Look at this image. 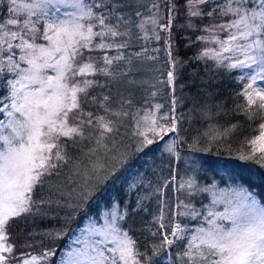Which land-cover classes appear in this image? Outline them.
<instances>
[{
    "label": "trees",
    "instance_id": "16d2710c",
    "mask_svg": "<svg viewBox=\"0 0 264 264\" xmlns=\"http://www.w3.org/2000/svg\"><path fill=\"white\" fill-rule=\"evenodd\" d=\"M93 2L94 0H86L88 4ZM105 3L111 4L112 0H105ZM149 3L148 0H120L116 7L120 8L123 17L126 18L125 24L131 26L129 29L126 28L123 37L111 39L117 43L126 42L127 46L103 50L81 48V55L75 62L76 65L91 62L94 67L108 69L109 75L95 72L76 76L73 79L81 83L86 79L94 81L93 86L87 90L86 99L83 93L78 94L85 120L88 119L89 112L95 117L105 116L106 119L113 121L114 116L111 113L117 110L121 113L119 117L124 125H120L119 128L123 129L121 138L125 142L121 156L126 161L115 164V169L109 172L113 175L109 176L108 173L103 176L102 173L99 179L91 180L88 175V164H86L89 155L80 154L82 151L79 146L84 140L76 138L73 142L67 137H60L61 147L67 154V160L56 162L60 164V167L46 175L42 184L35 186L31 194L35 201L32 212L12 218L7 224L8 239L5 243L10 244L13 251L0 253L7 257L6 264H24L33 256L37 258L36 264H58L61 255L73 242L78 231L92 217L98 219L97 221L100 220L101 206L108 209L114 205L119 210L116 216L123 217L116 219L117 225L121 227L119 229L123 235L127 233L128 238L134 241V250L139 253L137 259L142 257L141 264H186L189 257H186L184 253L188 251L190 244L199 245L200 243L199 240L193 241V236L198 235V229L207 230L210 227L209 220L223 224L225 227L230 226L231 223L216 216H209V212L215 213V208L208 191L202 190V187L213 183L218 185L213 187L215 190L221 187L225 190L227 187L240 184L244 191L255 194L260 204L264 205V159H261L264 153L251 146V141L246 139L248 136L259 135L264 131L260 128L264 118L262 115L249 118L247 101L241 95L244 81L239 80L240 76L236 72L226 67H219L216 61L207 57L198 58L206 47L212 48L217 42L208 43L197 37L204 36L209 39L215 37L216 41L228 37L230 29L221 31L217 27L211 32L204 31L207 25L228 23L232 15L219 14L220 8L226 3L225 0H208L206 4L199 5L204 12L202 17L188 15L187 0H171V2L158 0L159 7L153 12H151L153 7ZM173 4L175 9L172 26L162 29L159 25L164 22L168 24L169 8ZM9 8L12 7L8 0H0V19L9 18L12 15L14 11L9 12ZM136 12H140L145 18L155 15L158 18L157 25L144 24L143 29L135 27L136 20L132 16ZM208 12L214 14L208 16ZM15 14L20 17L17 12ZM39 20L42 26L44 17H40ZM189 21L194 25L193 27L188 26ZM111 23H117L116 19H112ZM156 36L160 39H156ZM35 40L38 42L44 39L39 34L35 36ZM93 42L99 44L97 38ZM168 53H171L169 58ZM20 55L22 52L17 49L12 63L19 62L21 68L26 65L23 61H19ZM0 56L2 57L0 59V97H3L9 91L6 87L8 81L13 80L17 73L9 70L7 56L2 53ZM104 56L123 58L114 59L111 65H105ZM172 60L178 62L175 67L171 63ZM124 67L125 70H123ZM140 67H148V77L145 75L141 79L136 78ZM154 67H165L160 79H157ZM170 67L175 73L174 92L169 90L168 85L161 89L156 86V80L166 81L165 74ZM191 87L192 91L201 92L206 101L208 98L211 105L208 112L210 118L204 117L201 121L197 118L194 119L195 123L189 124L188 113L186 117H180V113L185 112L189 98L186 96L192 92ZM207 93H209L208 97ZM105 96L109 97V100L105 102L110 110L107 113L100 103L93 102V98L96 101H102ZM173 99L175 103L172 102ZM171 103L176 106L173 109L174 117L180 122L177 123V131L168 132L163 137L171 139V145H174L175 151L169 155H162L158 150L162 142L157 138L158 136L142 128L141 114L168 113V120L164 116L163 119L158 120L162 121V126L167 128L172 122ZM158 105H160L159 110H153ZM254 109L255 106H253ZM80 115L81 113L76 110L70 114L73 124L79 123L77 117ZM0 119L4 117L0 116ZM138 122L139 131L145 132L154 141L142 151H137L139 146L136 147L131 140L136 141L141 138L134 134L138 130ZM112 134L118 135V131L115 130ZM209 134L214 135L210 137ZM241 154L252 158L240 159ZM140 158L146 163L139 161ZM156 160L160 162L158 167L153 165ZM127 170L129 176L123 181ZM190 174L196 180L195 186L179 189V181ZM56 177H59L61 183L67 182L66 178L71 180L82 178L84 183L81 181L78 184H82L81 190L88 192L96 186L102 189V192L91 200L83 199L84 203H80L81 198L77 196L78 191H75L78 185L71 189L52 186L56 182ZM118 177L121 183L115 184ZM97 181L100 183L97 184ZM85 184L87 186H84ZM130 185L135 186L130 187ZM77 204L79 209L74 211ZM85 208L86 212L83 211ZM186 208L189 209L186 214L182 213L181 210ZM69 215L72 221L66 223ZM174 221L176 222L174 225L179 224L183 229L179 233L181 238L178 240L171 236ZM165 236L173 239V244L164 245L157 250L156 246ZM102 248L104 251V245ZM200 249L204 251L205 246H200ZM45 253L47 255H44ZM192 254L193 257L199 258L195 248L192 249ZM200 264L204 262L200 261Z\"/></svg>",
    "mask_w": 264,
    "mask_h": 264
},
{
    "label": "snow or ice",
    "instance_id": "6c2138e0",
    "mask_svg": "<svg viewBox=\"0 0 264 264\" xmlns=\"http://www.w3.org/2000/svg\"><path fill=\"white\" fill-rule=\"evenodd\" d=\"M171 2V0H169ZM208 0H187L186 7L190 17H202L203 10L199 5L206 4ZM234 0H226V3L220 8L221 16L231 14L234 19L226 25H207L205 32H211L215 28L221 31L235 28L237 32H229L227 40L216 41L215 37H197L201 41L208 43H219V50L205 48L198 58L207 57L217 62L219 67L231 69H249L256 66L255 74L244 73L239 77L240 81L245 79L253 83H247L241 95L247 101L248 115L252 119L256 115H262L264 118V90L256 89L253 84L259 79H264V0H245L240 3L236 0L238 6L233 7ZM13 5H17V0H11ZM120 0H112L111 4L105 3V0H94L93 3H85L84 0H30L29 3H21L16 9L9 8V12L16 11L17 14L23 10L25 15L19 18H9L6 22H0V53L7 56V62L10 71H15L19 79L9 80L6 86L8 94L0 97V253H11L13 247L5 243L8 239L6 235V226L12 218L20 217L22 214H30L35 201L32 199V192L37 184L43 183V178L53 170L60 167L59 163L67 160V154L63 151L60 143V137H67L73 142L79 137L81 140L90 139L93 133H96L95 139L97 146H104L103 141L115 131V121L106 119L105 116L95 117L93 113H87L88 119L83 118L79 93H83L85 99L88 96L87 90L93 86L94 81L83 80L82 83L75 81L76 76H83L95 72H102L109 75L108 69L94 67L93 63L76 65V59L81 48H95L103 50L105 48L126 47V42L117 43L111 38H119L125 35L120 29L126 27L120 8L116 5ZM74 9L72 13L61 19L58 15H50V11L59 13V5ZM153 9H158L157 4H153ZM175 5L169 8V20L166 25H159L162 29H168L172 26V16L174 15ZM213 12H208L212 16ZM35 16L36 20L31 19ZM140 17L141 13L136 12ZM44 17L46 26L43 30V39L48 41L50 48L43 45L30 43L29 34L35 39L37 31V21ZM116 19L117 23H111ZM5 23L9 27H5ZM158 18L155 15H149L142 19L139 27L143 29L144 24L157 25ZM189 27L194 25L189 21ZM98 28L96 31L94 29ZM94 38H99L100 43L94 44ZM156 39H160L156 36ZM108 40V43L105 41ZM12 41H19L13 44ZM239 41H244L243 44ZM6 46V47H5ZM19 49L23 54L19 61H25L27 68H20L19 62L13 64L12 61L16 50ZM238 52L244 56V59L236 58L234 62L232 56H224V53ZM56 54H59L57 57ZM139 55V54H137ZM171 57V53H169ZM55 58V62L51 63ZM117 56L109 58L104 56V64L111 65L114 59H122ZM225 61H228L225 63ZM175 67L178 62L172 60ZM52 68L56 71L55 77L42 75V69ZM175 78L174 71L168 72V82L171 84ZM29 84H38L39 87L29 90ZM17 85H20L18 88ZM109 97L105 96L100 103L105 112L110 110L105 102ZM10 101V103H9ZM253 106L255 109L253 110ZM74 110L79 111L81 115L77 117L79 123L73 124L70 116ZM112 116H119L121 113L112 112ZM127 115V113H123ZM166 119V118H165ZM5 120L7 122H5ZM148 118L145 117V123ZM88 126H91L90 128ZM235 127V126H233ZM264 129V123L260 124ZM154 136L167 135L168 132L177 131L175 119L168 128L159 125L158 121L153 119L151 127L148 128ZM142 139L138 141L137 151H142L148 145L153 144L145 132L138 130L134 133ZM256 140H264V132ZM256 140L251 143L255 144ZM169 153H174V145L167 147ZM258 151L264 153V144ZM91 153L95 149H90ZM240 159H250L251 156L240 155ZM264 159V155L261 156ZM99 172V168L93 169ZM113 175L109 173V176ZM100 181H97L99 184ZM135 185H130L134 187ZM193 188V182L189 178L187 184H181L180 187ZM207 190V189H202ZM83 191V190H82ZM102 189L93 186L84 195L91 200L100 194ZM80 203H84L81 198ZM79 209V204L73 210ZM86 212V208L83 209ZM195 210L193 209V213ZM209 216H218L221 220L230 221V226L217 224L209 220L210 227L198 229V235L193 236V241L199 240V245L190 244L188 251L184 253L189 257L186 264H264V205L255 197V194L245 193L231 204V211L223 214L209 212ZM117 217L112 215V220ZM194 218V216H193ZM72 217L69 215L66 223H70ZM116 229L113 228V231ZM98 233L100 230L92 229ZM183 231L177 224L171 231V236L180 239L179 233ZM174 240L165 236L161 243L157 245V250L164 245L173 244ZM96 243H99L98 241ZM200 246H205L201 251ZM196 249L198 259L193 257L192 249ZM118 252V259L114 258L112 264H141V259H137L139 253L134 250V241L124 234L118 245L113 250ZM97 253L92 255L91 253ZM44 255H47L45 253ZM100 257V259H98ZM103 252L98 251L91 245H86L84 249H78L75 252H69L64 264H104ZM36 257H31L30 261L24 264H36ZM7 257L0 255V264H6Z\"/></svg>",
    "mask_w": 264,
    "mask_h": 264
},
{
    "label": "rangeland",
    "instance_id": "374dc122",
    "mask_svg": "<svg viewBox=\"0 0 264 264\" xmlns=\"http://www.w3.org/2000/svg\"><path fill=\"white\" fill-rule=\"evenodd\" d=\"M8 1L11 4L12 9H14V10L16 9L17 5H19L21 3H29L30 2V0H17V5H13L11 3V0H8ZM148 1L150 2L149 3L150 6H153L154 3L157 4V2H158V0H148ZM84 2L86 3V0H84ZM225 2H226V0H225ZM239 2L240 3H245V0H239ZM232 6L233 7L238 6L237 3H236V0H234ZM73 11H74V9H72L71 7H66L63 4H61V5H59V13H54V12L50 11V15H58L59 18L63 19V18L66 17L67 14H69V12L72 13ZM153 11H155V9L151 8V12H153ZM15 12L16 11H14L13 12L14 14L12 13V15L9 18H19L15 14ZM18 15L19 16H23V15H25V13H24L23 10H20ZM9 18H2V19H0V22H6V20L9 19ZM132 18H135V20H136L135 27H138L140 29L139 25L141 24L142 19L145 18V17H143L142 15L140 17H137L136 13H135L134 16H132ZM31 19L36 20L35 16L31 17ZM232 19H234L233 16H231L230 20H232ZM39 22H40V20L37 21V31L35 33V36H38L40 34L41 37H43V30H44V27L46 26V22H45V19H44V24L42 23L43 24L42 26H40ZM166 23L167 22H164L161 25H166ZM125 25H126V27H122L120 29L122 32L126 31V28L129 29V26H131L129 24H125ZM5 27H9V26H7L6 23H5ZM94 30L98 31L99 29L96 28ZM229 32H237V29L231 28ZM30 37H31V34H29V37H26V39H29L30 43H35L37 45H43L46 48H50L51 47L49 42L46 41V40L36 42L35 39H32ZM94 39H96V38H94ZM97 39L99 40L98 43H100V39L99 38H97ZM227 39H228V37H226L224 40H227ZM12 43L13 44H17L18 42L12 41ZM239 43L243 44L244 41H239ZM219 48H220L219 43H217L216 46L214 45V47H212V49H216V50H219ZM56 56L58 57L59 54H56ZM167 56L169 58V53L167 54ZM224 56H232L233 57V61L232 62H234L236 58L244 59V56L241 53H238V52L224 53ZM168 58H167V60H168ZM0 59H2L1 56H0ZM50 62L54 63L55 62V58L52 61H50ZM227 62L228 61H225V63H227ZM23 63H25L26 66L25 67H21V68L22 69L23 68H27L28 67L27 63L25 61H23ZM169 65H170V60H169ZM125 66H127V65H125ZM127 68L128 67H126V69ZM253 69L258 70V69H256L255 65H253L252 68H249V69H239V68H237V69H231V70L236 72L238 74V76H241L244 73L255 74ZM49 70H52V68H44V69H42V75L44 76L45 79L47 77H55L57 75L56 71H54V73H52ZM123 70H125V67H124ZM163 70H165V67H154V73H155L157 79H160V75L161 76L163 75V73H162ZM169 71H172L171 67L165 74L166 81L156 80V82H157L156 86H157V88L161 89V87L164 88V87H166L168 85L170 87L169 90L174 92L175 86H174L173 82L171 84H169V82H168V72ZM148 74H149L148 67H140L138 72H137L136 78L141 79L145 75L148 77ZM15 79H19V76L16 75V77L13 78V80H15ZM24 83L29 85V90L39 87L38 84H29L28 81H24ZM247 83H253V82L251 80L245 79L244 82H243V87H245ZM253 86L256 89H258V90H264V79H259L258 78L254 82ZM17 87L19 88L20 85H17ZM160 89H158V90H160ZM192 90L193 89L191 87L190 91H192ZM184 93H185V95H187V93L185 91H184ZM208 96H209V93H207V97ZM186 97H189L188 101H187L188 104L186 106L185 112L183 114L180 113V117H184V116L186 117V115L188 113V117L187 118H188V120H190L189 124L195 123L194 119H197V118H200V121L204 117L210 118V115H208L209 114L208 112L210 111L209 106L211 105V101L209 102L207 97H205V98H207V101H206V99H204V95H202L201 92H198V91L196 92L195 90L190 92L188 94V96H186ZM173 101H174V99H173ZM9 103H10V101H9ZM173 105H174L173 103H171V105H170V109H171V118L170 119H172V121H173V119H175L173 109H175V107H176L175 105L174 106ZM159 108H160V105H158V107L153 109V110H159ZM117 112L120 113L118 110H117ZM180 112H182V111H180ZM168 115H169L168 113H164V115H158V113H156V112L141 114V118H142L141 121H142V124H143L142 128L144 130L145 129L147 130L149 127H151V121L153 119H156L158 121L159 119H163V116H164L166 118V120H168L167 119ZM145 117L148 118L147 123H145ZM112 118L115 121V125H116L115 130L118 131V135L117 134L116 135L115 134L110 135L108 138H106L102 142L104 146H97L96 139H95L96 133H95L94 137H93V140H92V144H91L92 147L89 146L90 149L94 148L95 152L91 153L90 149L87 150V152H89V160L86 162V164H88L87 165L88 175H89L90 179L94 180V181L99 179L100 177H102V173H103V176H104V175L108 174L110 171L114 170L115 169L114 166H115V164L117 162H121L122 163L123 161H126V159L123 160V157L121 156V150L124 147L125 142L121 138V136L123 134V129H122V127L119 128V126L123 124V121H121L119 116H114ZM5 122H7V121L5 120ZM158 122H159L158 123L159 125H162V121H158ZM178 122H180V121L178 119H175L176 128H178V126H177ZM171 124H172V122H171ZM170 126L171 125L167 126V128L170 127ZM164 128H166V127H164ZM183 129H184V127H183ZM262 132H264V131H262ZM261 133L259 135H255V136L254 135L253 136H248V137H246V139H247V141H251L252 142V141L256 140V138L259 137L261 135ZM209 135H210V137H213L214 134H209ZM77 138H79V137H77ZM157 138H159L160 142H162L158 146V150L160 151V153L162 155H165V154L169 155V152L167 151V147L172 144L171 139L170 138H165V137H163V139H161L160 136H158ZM131 140H133V142H134L136 147L140 146L138 141L141 140V138L136 140V141L134 139H131ZM262 144H264V140H256V143L255 144L251 143V146L253 145L258 150L261 147ZM156 145H158V144H156ZM126 147H127V144H126ZM157 157H158V155H157ZM139 161L146 163V161L143 160L142 158H140ZM153 165H154V167H158L160 165V162H158V160H156L155 163H153ZM94 168H99L100 171L96 172V171L93 170ZM237 168H239L238 165H237ZM152 171H154V170H152ZM222 171L226 172V170H222ZM174 174H175V171H174ZM128 176H129V174H128V170H127L126 174L124 175L123 181ZM89 177H88V179H89ZM82 178H83V176H82ZM82 178H80L79 180L78 179L71 180L70 178H66L67 182L61 183L59 177H56L55 178L56 182H55V184H52V186H61V187L65 188V189H67V188L71 189L74 186H77L81 181L83 182ZM189 178H191V180L193 182V185L195 186L196 180L190 174L186 178H184V179L179 181L178 188L182 189L180 187V185L181 184H185L186 185L188 180H189ZM117 179L118 180H115V184L121 183L119 177ZM81 186H82V184L78 185L77 190H75L76 192L78 191L77 192V196L80 197V198H83L84 200L85 199H89V197L87 195H84L85 191L81 190V188H80ZM84 186H87V185L85 184ZM216 186H218V185L212 183L211 185H206V187H202L201 189H207L206 191H208V194L211 196V202L213 204V207L215 208V213H218V214H223V213H226V212H230L231 211V204L235 203L237 198L243 196L245 193H248V192L244 191L243 187H241L240 184H238V186L234 185V187H227V189H225V190L222 187L220 189H218V190H215L213 187H216ZM74 204H75V202L73 203V205ZM67 205L69 206V203ZM217 206H218V208L220 210L217 208ZM100 210H101V218H100V220L97 221L98 219H95V218L92 217L89 220V222L86 223L78 231V233L73 238V242H71L70 246H68L66 248L65 253L61 256L58 264H64V261L67 259L69 252H75L78 249H84L86 247V245H91L92 247H95L98 251L103 252V257L105 258L104 259V264H106V263L112 264V260L114 258L118 259L119 253L118 252H114L113 250L118 248V245H119L120 241L124 238L123 237L124 235L120 231L119 228H121V227L117 225L116 220L115 221L112 220V215L113 214L117 215L119 213V210H118L117 207H115V205L113 207L108 208V209H104V206H101ZM188 210L189 209L186 208V209L181 210V211H182V213L186 214V212ZM216 217L219 218L218 216H216ZM174 224H176L175 221L172 224V229L175 227ZM93 228L97 229V230H100V231L98 233L93 232L92 231ZM113 228H115L116 230L113 231ZM97 241L99 243H96ZM103 245H104V251H103V248H102ZM91 254L92 255H97V253H95V252H93ZM98 259H100V257H98Z\"/></svg>",
    "mask_w": 264,
    "mask_h": 264
},
{
    "label": "bare ground",
    "instance_id": "6f19581e",
    "mask_svg": "<svg viewBox=\"0 0 264 264\" xmlns=\"http://www.w3.org/2000/svg\"><path fill=\"white\" fill-rule=\"evenodd\" d=\"M94 134L95 133H93V136H92V138H90V139H85L84 141H82V144H81V146H79L80 148H81V155H84V154H86V155H89V152H87V150L89 149V146L90 147H92V140H93V137H94Z\"/></svg>",
    "mask_w": 264,
    "mask_h": 264
}]
</instances>
